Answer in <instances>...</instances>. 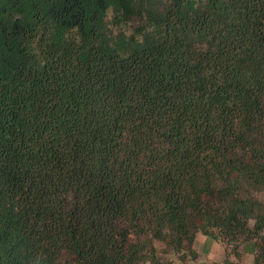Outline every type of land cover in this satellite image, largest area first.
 I'll list each match as a JSON object with an SVG mask.
<instances>
[{"label": "trees", "instance_id": "obj_1", "mask_svg": "<svg viewBox=\"0 0 264 264\" xmlns=\"http://www.w3.org/2000/svg\"><path fill=\"white\" fill-rule=\"evenodd\" d=\"M263 194L264 0H0V264H264Z\"/></svg>", "mask_w": 264, "mask_h": 264}, {"label": "crops", "instance_id": "obj_2", "mask_svg": "<svg viewBox=\"0 0 264 264\" xmlns=\"http://www.w3.org/2000/svg\"><path fill=\"white\" fill-rule=\"evenodd\" d=\"M255 242L256 240H249L241 245V264H253ZM194 248L199 253V257L196 261H191L190 264L221 262L225 258V245L200 231L196 235ZM232 258L236 257L232 256ZM176 264L182 263L177 261Z\"/></svg>", "mask_w": 264, "mask_h": 264}, {"label": "rangeland", "instance_id": "obj_3", "mask_svg": "<svg viewBox=\"0 0 264 264\" xmlns=\"http://www.w3.org/2000/svg\"><path fill=\"white\" fill-rule=\"evenodd\" d=\"M262 198L264 199V194L262 195ZM251 223H253V221H251ZM159 244V243H158ZM160 245V244H159Z\"/></svg>", "mask_w": 264, "mask_h": 264}]
</instances>
